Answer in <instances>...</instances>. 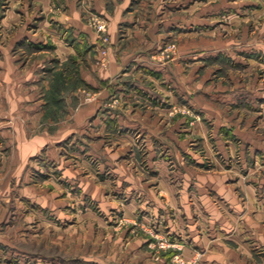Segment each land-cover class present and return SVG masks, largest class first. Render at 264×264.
<instances>
[{
	"label": "rangeland",
	"instance_id": "1",
	"mask_svg": "<svg viewBox=\"0 0 264 264\" xmlns=\"http://www.w3.org/2000/svg\"><path fill=\"white\" fill-rule=\"evenodd\" d=\"M169 1L138 6L132 25L119 23L120 37L126 34L124 48L132 49L122 56L135 59L152 42L148 59L153 67L145 64L148 60L133 59L119 75L102 78L112 39L107 19L91 10L85 12V20L96 32L95 42L84 37L79 52L60 63L48 43L45 58L50 68L43 74L48 81L47 111L42 120L70 122L71 106L77 111L82 105L99 102L92 115L79 121L78 131L54 144L55 154L47 147L30 157V181L25 185L55 190L56 200L73 195L57 206L50 201L45 203L47 207L32 199L26 201L23 205L35 213L29 214V220L22 215L24 230L16 232L14 246L0 244V264H202L203 252L197 247L191 246V256L185 253L189 242L200 237L202 225L209 228L216 217L224 223L236 221L228 213H206L212 204L205 207L195 181L185 184L182 178L191 175L196 179L199 169H219L221 165L232 169L234 161L252 158L248 130L254 127L259 136L263 133L262 114L255 113L253 118L248 116L252 113L242 112L245 114L237 117L235 112L245 111L252 95L264 93V67L260 66L264 53H222L210 32H236L238 38L245 28L258 37L252 45L246 41L240 47H261L262 42L257 41L264 40V0L241 9L238 14L243 12V16L235 21L230 7L216 9L215 0H210L204 22L190 25L182 21V0H175V16L169 13L166 18ZM0 3L3 14L5 1ZM99 22L106 25V31L98 29ZM188 28L207 35L208 45L198 48L197 36L196 44L190 45V60L181 54L185 42L181 34ZM130 29L149 39L135 32L127 36ZM151 33L158 37L150 39ZM0 40L6 44V39ZM89 48L92 55L87 57ZM20 57L31 60L34 55L28 50ZM223 99L237 101L231 104V116L226 113L224 124L218 125L201 101L208 106ZM136 109L154 113L150 119L137 118L146 125L134 126L137 121L129 116ZM6 152L8 149L0 151V162ZM66 160L77 165L76 177L64 174L61 166ZM113 160L127 162L138 176L136 183L134 179L123 181ZM8 170L9 166L2 167L0 176ZM5 185L6 180L0 181L1 187Z\"/></svg>",
	"mask_w": 264,
	"mask_h": 264
},
{
	"label": "crops",
	"instance_id": "2",
	"mask_svg": "<svg viewBox=\"0 0 264 264\" xmlns=\"http://www.w3.org/2000/svg\"><path fill=\"white\" fill-rule=\"evenodd\" d=\"M4 1L5 9H2L3 14H0V27H2L0 39H6L5 45L0 42V151L8 149V153L4 154L0 169L9 166L10 170L6 175L0 176V181L6 180V185L0 186V244L14 246L13 243H16L18 238L16 232L24 230L22 215L25 214L27 220L30 217L29 214L35 213L23 205L27 203L26 201L32 199L41 207H47L45 203L50 201V204L57 206L73 195L68 194L57 201L53 199L57 191L43 189L40 191L39 188L25 185V181H30V174L27 170L30 157L47 147L54 153L56 151L54 144L60 143L67 135L78 131L81 125L79 121L92 115L97 108L96 103L99 102L98 99L97 102L82 105L77 111H74L71 106L69 108L71 115L68 116L70 122L67 120L44 122L42 120L47 111L45 90L48 87V81L44 75L50 68L45 58L49 52L46 48L48 43L53 50L52 54H56V58H59V63L64 61L69 55L79 52V47L85 42L84 37L95 42L96 32L86 23L85 12L91 10L102 15L109 23V34L112 39L109 64L102 72V78L107 80L118 72L120 73L134 59L126 55L122 56V53L128 54L132 49L127 51L124 48L126 34L123 38L120 37L119 23L128 21L132 25L135 21L133 19L135 12L139 10L136 7L147 6L150 3L158 5L159 0ZM208 3L210 0H182V21L188 24L192 21L204 22ZM255 4H258L256 0H215V5L218 6L216 9L220 10L223 7L232 9L230 16L234 18V21L243 14V12L238 14L241 9L253 8ZM167 5L171 8L166 11V18H170L169 13L174 17L176 14L175 0L167 2ZM246 18L249 17L246 16ZM133 25L136 26V24ZM240 31H242L241 34L236 38L238 34L236 32L228 31L224 34V32L217 33L215 30L210 32L214 34L212 42L222 53L235 54L256 50L264 53L263 39V41H257L262 42L261 47L255 44L253 47H240L241 43L247 41L251 44L255 41V37H258L255 36L254 31L245 28ZM63 32H67L65 36ZM132 32L134 34L135 31L130 29L127 36H130ZM135 34L140 38L145 35L139 30ZM151 35L152 40L158 37L154 33ZM197 36H199L198 48L207 49V35L197 34V31L188 28L181 34V37L185 39L182 46V58L190 60V45L196 44ZM75 37L79 39L74 40ZM145 37L148 38L147 35ZM151 44L152 42L148 44L149 47L147 46L145 51L141 50L142 52H139L134 60L138 61V58L148 60L150 63L145 64L153 67L152 61L148 59L153 49ZM28 50H32L33 61L20 57L21 53L28 52ZM87 50H89L87 51V57H89L92 51L90 48ZM133 50L136 51V48ZM51 60L52 58L49 61ZM260 64L263 68L264 62ZM262 81L264 82V78ZM236 101L229 102L228 99H223V102L208 106L205 101H201V105H204L203 107L206 105V113L214 118L216 124L220 122L218 125H223V117L226 113L231 116L228 112H232L231 104ZM247 102L245 111L235 112L237 117L245 114L242 112H246L247 115L248 112L252 113L253 115L248 116L253 118L257 117L255 113H261L263 121L261 125L263 133L260 136L254 127L248 130L250 137L247 142L251 145L249 149L252 158L234 161L232 169L221 165L219 169H199L196 179L191 178V175H187L188 178L187 176L182 178L185 184L195 181L200 200L204 201L205 207L208 202L212 204L211 209H206V213L213 216L228 213L232 215L233 220L236 218V221L224 223L216 217V223L210 224L209 228L202 225L200 237L193 238L192 243L189 242L190 246L185 249L186 256H191V246L197 247L203 252L202 264H264V93L252 95ZM153 114L152 111L142 112L136 109L133 116L129 118H135V121L137 118L150 119ZM133 124L136 127L140 124L146 125L142 121ZM49 126H54V129H49ZM255 150L256 154H254ZM258 150L262 156L259 155ZM116 161L113 160L112 164L116 166L115 170L122 180L134 179L136 183L138 176L135 170L127 162ZM108 162L111 163L112 160ZM63 166L66 176L76 177L79 174V169L75 167L77 165L70 160L63 162L61 167ZM243 170L246 173L243 174ZM14 183L16 186L11 187ZM10 201H15V203L11 204ZM24 208L29 212L23 213ZM38 213L41 211L38 210Z\"/></svg>",
	"mask_w": 264,
	"mask_h": 264
},
{
	"label": "built area",
	"instance_id": "3",
	"mask_svg": "<svg viewBox=\"0 0 264 264\" xmlns=\"http://www.w3.org/2000/svg\"><path fill=\"white\" fill-rule=\"evenodd\" d=\"M98 29L100 31H106V25L102 22V23H98ZM194 264V263H193Z\"/></svg>",
	"mask_w": 264,
	"mask_h": 264
}]
</instances>
